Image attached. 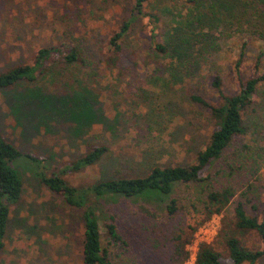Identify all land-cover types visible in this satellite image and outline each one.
I'll use <instances>...</instances> for the list:
<instances>
[{"label": "rangeland", "instance_id": "obj_1", "mask_svg": "<svg viewBox=\"0 0 264 264\" xmlns=\"http://www.w3.org/2000/svg\"><path fill=\"white\" fill-rule=\"evenodd\" d=\"M187 1L159 0L155 4L160 17L156 39L170 23L184 17L192 5ZM127 6V0H0V74L18 65H30L41 48L61 49L69 45L80 53L81 64H51L34 82L22 81L0 91V136L20 153L42 159L46 175L57 173L66 163L82 156L87 145L108 148L92 167L62 175L72 186L144 174L152 164H187L205 145L212 130L205 112L189 103L190 89L216 104L218 99L208 80L215 73L222 79L224 93L237 89L231 70L238 51L236 38L222 40L221 36L212 35L220 48L209 58L202 56L208 68L202 66L201 77L195 76L192 83L174 84L167 82L164 61L146 55L150 26L144 19L132 23L123 41V47L131 54L114 68L106 65L108 39L127 18ZM258 45L259 42L247 41L244 75ZM46 102L52 104L51 109ZM252 102L245 116V136L232 146L238 151L236 163L243 166L228 180L219 179L234 188L235 198L214 219L218 231L222 217L232 218L236 195L247 183L252 185L248 196L257 209L244 207L246 214L258 215L262 206L264 103L258 95ZM80 114H90V123L82 122ZM255 158L259 168L252 174L250 170L255 167L251 161ZM12 167L21 177L22 193L18 203L10 208L0 264H81L78 212L37 182L36 169L27 160L16 159ZM251 176H257V180ZM190 191L181 186L174 195L185 197ZM142 203L156 210L161 206L159 198L98 201L90 197L87 201L99 223L112 220L126 242L125 247L106 246L117 264H169L170 244L154 248L148 239L154 236L149 230L152 222L134 213L135 205ZM164 221L170 229L180 227L185 218L178 215ZM237 237L248 249L259 247L253 232L238 233ZM209 244L221 254V262L229 263L223 248L215 244V237ZM255 264H264V258Z\"/></svg>", "mask_w": 264, "mask_h": 264}, {"label": "trees", "instance_id": "obj_2", "mask_svg": "<svg viewBox=\"0 0 264 264\" xmlns=\"http://www.w3.org/2000/svg\"><path fill=\"white\" fill-rule=\"evenodd\" d=\"M127 1L128 16L112 32L106 45V65L114 68L122 58L131 54L123 47V41L131 31L132 23L137 19H144L150 26L146 55L164 61L163 70L168 78L167 82L192 83L195 76L201 77L202 66L208 68V64L202 62V56L209 58L219 51L220 45L211 39L212 35L217 34L222 40H237L235 43L238 51L231 65L236 78V92L224 93L222 79L216 73L208 79L209 86L218 99L216 104L209 103L190 89L187 97L189 103L205 112L212 130L205 145L195 152L187 164H152L144 174L117 176L91 185H69L62 175H74L92 167L108 152L106 146L87 145L82 156L66 163L57 173L46 175L42 159L20 153L14 145L0 136V253L4 247L10 208L18 203L22 193L21 177L16 168L12 167L16 159L27 160L36 169L34 175L37 182L61 198L70 209L78 212L81 223V264H117L107 247L110 244L126 246L112 220L99 223L93 209L87 205L90 197L98 201H149L159 198V211L142 203L135 205L134 213L141 214L152 222L149 230L154 236L148 239L154 248L170 244L169 264H182L188 257L186 246L191 243L195 231L212 216L221 215L235 198L234 188L219 179L228 180L240 172L243 165L236 163L238 151L232 147L233 143L245 136V116L253 98L258 95L264 103V0H188L192 5L188 7L184 17L170 23L159 39L155 38L156 26L160 22L155 4L159 0ZM221 39L218 40L222 41ZM250 40L259 42V45L255 48L249 70L244 75L243 60L246 57L247 41ZM51 64L63 67L81 64L80 53L69 45L61 49H38L30 65H18L0 74V91L8 90L22 81L34 82ZM46 106L52 108L50 102H46ZM79 118L84 123H90L91 120L90 114H80ZM257 158L263 157L257 155ZM257 158L251 161L255 167L250 170L252 174L258 172ZM250 178L257 180V176ZM181 186L191 191L185 197L178 198L174 193ZM240 190L232 208V218L222 217L220 229L215 236V244L223 248L229 263L220 261L221 254L211 244L200 243L197 245L193 264H255L264 258V189L260 213L254 216L247 215L244 210V207L252 211L257 209V205L248 196L252 185L247 183ZM178 215L185 218L184 223L180 227L169 229L164 220ZM247 232L255 233L260 248L248 249L241 244L237 234Z\"/></svg>", "mask_w": 264, "mask_h": 264}, {"label": "built area", "instance_id": "obj_3", "mask_svg": "<svg viewBox=\"0 0 264 264\" xmlns=\"http://www.w3.org/2000/svg\"><path fill=\"white\" fill-rule=\"evenodd\" d=\"M218 216H212L207 222L200 226L193 235L191 243L186 246L188 257L182 264H193L197 245L200 243L208 244L216 236L219 225L214 221Z\"/></svg>", "mask_w": 264, "mask_h": 264}]
</instances>
